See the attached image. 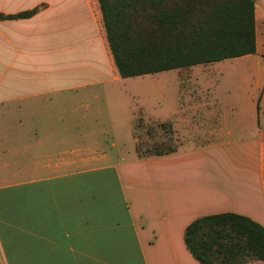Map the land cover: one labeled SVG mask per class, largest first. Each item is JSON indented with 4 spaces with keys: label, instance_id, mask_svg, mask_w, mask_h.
Segmentation results:
<instances>
[{
    "label": "crops",
    "instance_id": "0c3cea01",
    "mask_svg": "<svg viewBox=\"0 0 264 264\" xmlns=\"http://www.w3.org/2000/svg\"><path fill=\"white\" fill-rule=\"evenodd\" d=\"M35 7L0 19V264H199L183 241L196 218L229 212L264 228V0L254 54L159 72L160 109L144 124L179 142L145 156L131 132L121 152L54 128L99 113L130 78L115 68L97 0H0V15ZM41 113L51 139L25 138L33 129L18 116Z\"/></svg>",
    "mask_w": 264,
    "mask_h": 264
},
{
    "label": "trees",
    "instance_id": "16d2710c",
    "mask_svg": "<svg viewBox=\"0 0 264 264\" xmlns=\"http://www.w3.org/2000/svg\"><path fill=\"white\" fill-rule=\"evenodd\" d=\"M97 3L121 78L238 58L256 51L255 0H97ZM38 9L0 15V19L29 18ZM154 154L161 155L162 151ZM183 241L199 264L264 261V228L234 213L196 218L185 227Z\"/></svg>",
    "mask_w": 264,
    "mask_h": 264
},
{
    "label": "rangeland",
    "instance_id": "374dc122",
    "mask_svg": "<svg viewBox=\"0 0 264 264\" xmlns=\"http://www.w3.org/2000/svg\"><path fill=\"white\" fill-rule=\"evenodd\" d=\"M258 57L264 59L263 49H260ZM236 65L238 69L240 65ZM234 69L233 66L230 67L231 72ZM159 74L132 77L120 83L115 86L113 96L101 100L99 113L63 115L60 116L62 121L53 122L54 128H67L69 130L67 133H61H64L68 139L72 138L78 143L85 144L95 140L103 149H109L111 142H114L121 152L131 147V132L132 138L137 139L134 149L138 156L175 149L179 139L168 128L164 127L163 130L156 125H145L148 114H155L160 109V89L154 84L155 81H159ZM17 121L25 124L24 130H29L30 127L33 129L24 132L25 138L51 139V129H46L51 128V114L18 116ZM130 126L132 131L129 129Z\"/></svg>",
    "mask_w": 264,
    "mask_h": 264
}]
</instances>
